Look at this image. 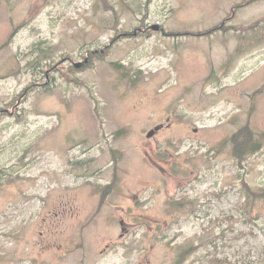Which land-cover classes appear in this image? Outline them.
Here are the masks:
<instances>
[{
	"label": "rangeland",
	"instance_id": "rangeland-1",
	"mask_svg": "<svg viewBox=\"0 0 264 264\" xmlns=\"http://www.w3.org/2000/svg\"><path fill=\"white\" fill-rule=\"evenodd\" d=\"M243 1L0 0V264H264V0Z\"/></svg>",
	"mask_w": 264,
	"mask_h": 264
},
{
	"label": "trees",
	"instance_id": "trees-1",
	"mask_svg": "<svg viewBox=\"0 0 264 264\" xmlns=\"http://www.w3.org/2000/svg\"><path fill=\"white\" fill-rule=\"evenodd\" d=\"M247 1H243L240 3H237L236 6L233 7V11L236 10V8L238 7H242L245 4H247ZM234 13V12H233ZM232 15L228 16V21L232 18ZM223 27L222 24L216 25L215 27L209 29V30H205L202 34H206L209 35L211 32H215L216 30H220ZM249 130V129H248ZM253 133L250 132V130L248 132L244 133V136H242L240 139H232V143H233V147H234V158L238 160V162H242L243 159H245V157L253 152H255L256 150L259 149V145L258 143H255V141L252 138ZM256 195V194H255Z\"/></svg>",
	"mask_w": 264,
	"mask_h": 264
},
{
	"label": "flooded vegetation",
	"instance_id": "flooded-vegetation-1",
	"mask_svg": "<svg viewBox=\"0 0 264 264\" xmlns=\"http://www.w3.org/2000/svg\"><path fill=\"white\" fill-rule=\"evenodd\" d=\"M163 127V125H159L157 127H155L154 129H150L147 132V136L148 137H152L154 135L155 132L159 131L161 128ZM108 190H110V186H107Z\"/></svg>",
	"mask_w": 264,
	"mask_h": 264
},
{
	"label": "water",
	"instance_id": "water-1",
	"mask_svg": "<svg viewBox=\"0 0 264 264\" xmlns=\"http://www.w3.org/2000/svg\"><path fill=\"white\" fill-rule=\"evenodd\" d=\"M153 29L158 30L159 29V26H154ZM85 61H88V59L86 58ZM81 64H82V62H78V63H75V66L79 67Z\"/></svg>",
	"mask_w": 264,
	"mask_h": 264
}]
</instances>
